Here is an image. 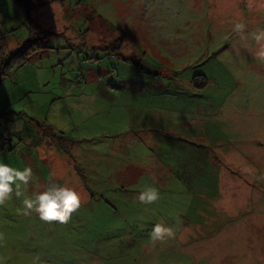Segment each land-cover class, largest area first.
Wrapping results in <instances>:
<instances>
[{
    "label": "rangeland",
    "instance_id": "obj_1",
    "mask_svg": "<svg viewBox=\"0 0 264 264\" xmlns=\"http://www.w3.org/2000/svg\"><path fill=\"white\" fill-rule=\"evenodd\" d=\"M261 31L264 0H0V161L33 171L0 264H264ZM51 182L66 221L23 203Z\"/></svg>",
    "mask_w": 264,
    "mask_h": 264
},
{
    "label": "clouds",
    "instance_id": "obj_2",
    "mask_svg": "<svg viewBox=\"0 0 264 264\" xmlns=\"http://www.w3.org/2000/svg\"><path fill=\"white\" fill-rule=\"evenodd\" d=\"M241 24H236L235 28L240 29ZM257 41L264 39V31L254 34ZM264 56V50L259 53ZM33 176L31 166L25 165L23 168H16L8 163L0 161V201H3L13 190L20 187L23 182L27 185ZM159 197L158 189L152 185H145L138 192L137 199L142 203H150ZM27 209H33L38 213L40 219L44 221H66L70 214L80 204L79 194L76 190L63 184L51 182L45 190L37 192L34 198L26 197L23 201ZM167 234H173L171 227L161 223L152 226L151 235L153 238H163Z\"/></svg>",
    "mask_w": 264,
    "mask_h": 264
},
{
    "label": "trees",
    "instance_id": "obj_3",
    "mask_svg": "<svg viewBox=\"0 0 264 264\" xmlns=\"http://www.w3.org/2000/svg\"><path fill=\"white\" fill-rule=\"evenodd\" d=\"M35 26H33L32 28H34ZM35 33L34 30H31V35H33ZM36 35V34H35ZM37 41V39H33V37L25 44L23 45L20 49H18L17 51H15L13 54H11V56L9 57V59L16 60L18 58H25V56L27 54H29L31 51H35L37 49V45L35 44Z\"/></svg>",
    "mask_w": 264,
    "mask_h": 264
}]
</instances>
